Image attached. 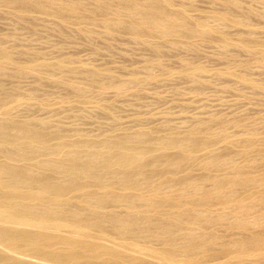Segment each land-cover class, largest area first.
Returning a JSON list of instances; mask_svg holds the SVG:
<instances>
[{"label": "bare ground", "instance_id": "1", "mask_svg": "<svg viewBox=\"0 0 264 264\" xmlns=\"http://www.w3.org/2000/svg\"><path fill=\"white\" fill-rule=\"evenodd\" d=\"M0 7H9L19 18L36 12L61 23L102 24L109 32H126L138 41L161 39L164 46L177 41L192 45L198 38L232 41L225 30L213 26L207 18L192 19L186 7L176 8L170 0H0ZM211 16L218 24L242 21L230 10L215 11ZM159 46L153 47L154 52L160 50ZM37 59L36 53L31 58H15L12 50L0 44V76L9 72L20 77L37 71ZM71 62L70 57L59 58L45 69L57 84L65 83L75 91L71 100L86 102L94 89L103 93L113 85L97 68L91 69L82 82L70 80L64 72L53 73L55 68ZM203 70L200 64L188 61L181 71L197 77ZM147 79L158 78L151 74L141 78L134 72L129 80L139 85ZM52 100L48 95L32 92L26 104L39 107ZM18 104L19 98L13 92L0 96V244L2 248L18 250L15 252L20 250L18 241L34 245L32 253L45 262L13 258L0 247V264H94L97 258L101 259L96 262L100 264L264 262V191L240 195L241 191L250 190L251 184H264V168L252 165L257 157L251 154H247L246 163L233 159L226 151L233 139L212 129L214 125L223 129L221 120L210 119L191 128L188 134L175 132L164 137L154 128L151 132L109 134L96 140L38 127L37 121L15 117L12 112ZM254 138L245 140L240 147L261 146ZM223 142L225 146H219ZM255 151L264 159V151ZM184 165H188L187 170ZM194 167L204 171L197 178L191 173ZM226 169L221 176L212 173ZM159 177L164 180L156 182ZM205 179L213 181L211 190H201L200 183ZM88 184L104 191L79 196L81 200L93 197L92 209L85 212L67 196ZM115 184L125 192H119ZM135 187L139 193L131 194L128 190ZM170 190H176V195ZM176 196L178 205L170 210ZM257 202L263 205L260 209ZM144 204L151 208H142ZM215 204L221 206L222 212L212 217ZM215 220L226 221L231 228L250 230L232 245H219L223 260L215 257L213 248H208L216 242V235L208 237L203 231H193L195 226ZM16 225L34 229H16ZM252 225L261 229L253 231ZM61 228L85 240L57 238L52 231ZM139 233H145L148 240L141 242ZM92 239H109L129 251L146 250L157 261L125 259ZM155 239L162 240L163 247L153 246ZM59 242L67 247L64 254L55 249ZM44 247L54 249L44 251ZM199 249L207 254L205 261L197 260ZM81 258L91 260L82 262Z\"/></svg>", "mask_w": 264, "mask_h": 264}, {"label": "rangeland", "instance_id": "2", "mask_svg": "<svg viewBox=\"0 0 264 264\" xmlns=\"http://www.w3.org/2000/svg\"><path fill=\"white\" fill-rule=\"evenodd\" d=\"M170 1L176 8L186 7L192 19L207 18L213 26L225 30L232 38L231 43L198 38L192 45L177 41L164 46L161 39L138 41L126 32H109L102 24L61 23L57 18L36 12H28L19 18L9 7H0V44L12 50L15 58H31L34 53L38 55L37 71H31L20 77L9 72L0 76L3 82L0 96L4 92H13L19 98V104L13 109L12 115L37 121L38 127L60 129L71 134L78 133L86 139L96 138V140L109 134H134L141 130L151 132L154 128L159 129V134L164 137L175 132L188 134L191 128L204 124L210 119H217L222 121L224 130L218 125H214L212 129L218 134H226L233 139L234 142L227 145L226 149L233 159L236 162L246 163L247 154H251L257 157L252 165L264 168V159L259 158V154L255 151L256 148L264 151V1ZM227 10L237 14L242 21L218 24L211 16L215 11ZM157 45H160V50L154 52L153 47ZM69 57L72 58L71 64L57 67L53 73L64 72L70 80L82 82L91 69L97 68L105 78L114 82L111 88L103 93L94 89L89 93L88 100L83 103L71 100L75 91L65 83L57 84L45 70L46 66L55 60ZM188 61H195L203 66L204 70L197 77L187 76L181 70ZM134 72H137L141 78L151 74L158 79H147L136 85L129 80ZM32 92L48 95L53 100L45 106L38 107L32 104L28 107L27 97ZM61 98L63 101H60ZM253 131H256L257 135H253ZM253 136L255 141L262 144L261 146L240 147L242 142ZM223 143L219 146H225V142ZM183 167L187 170L188 165ZM246 167L247 165L244 169ZM203 172L199 167L191 170L193 178L199 177ZM226 172L227 169L212 173L221 176ZM155 180L161 182L164 178L159 177ZM212 182L208 179L202 181L201 190H211ZM251 185L250 190L243 193L241 191L240 195L264 191V184ZM115 186L119 192H125L121 185L115 184ZM103 191L104 189L96 185L88 184L69 192L67 199H72L71 201L76 202L75 204L82 211L87 212L92 209L90 204L93 202V197L89 200H81L79 196L87 193L94 196ZM128 191L131 194L139 193L136 187ZM175 192L176 190H170L169 193L176 195ZM178 200L177 196L173 199L170 210L175 209ZM142 206L148 210L151 208L149 204ZM258 206L260 209L263 205L258 203ZM221 212V206L215 204L210 214L212 217H217ZM229 225L226 221L215 220L202 227L195 226L193 231H203L208 237L216 235L218 237L216 242L208 248L209 251L215 252V257L218 256L219 260H223V253L218 251L219 245L222 242L232 245L236 239L250 232L249 229L231 228ZM250 227L253 231L261 229L258 225ZM25 228L34 229L31 226L16 225V229ZM52 233L60 239L85 240L64 228ZM138 235L141 242L148 240L145 233ZM92 241L104 245L105 250L116 251L125 259L132 257L143 258L153 263L157 261L148 255L146 250L129 251L109 239H92ZM153 242V246L164 245L160 239H155ZM18 244L19 252L3 246L6 248L4 250L1 244L3 251L0 250L20 260L45 262L32 253L34 245L21 241H18ZM53 249L54 247H44V251ZM55 249L63 254L68 251L62 242H59ZM201 250L196 253V258L205 261L208 258L207 254ZM80 260L87 262L91 259ZM94 260V264H100L96 263L101 261L100 258ZM155 264L164 263L157 261ZM227 264H264V262L247 260L240 263L229 261Z\"/></svg>", "mask_w": 264, "mask_h": 264}]
</instances>
